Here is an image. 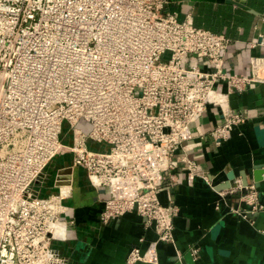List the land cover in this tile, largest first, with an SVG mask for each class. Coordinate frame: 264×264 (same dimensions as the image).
Instances as JSON below:
<instances>
[{"label":"built area","instance_id":"obj_1","mask_svg":"<svg viewBox=\"0 0 264 264\" xmlns=\"http://www.w3.org/2000/svg\"><path fill=\"white\" fill-rule=\"evenodd\" d=\"M167 3L0 0V264H68L52 243L65 238L72 172L58 179V169L57 192L41 195L46 167L67 153L66 167L82 168L93 188L107 189L101 223L134 212L153 227L156 238L143 250L132 247L126 264H158V244L173 242L179 208L163 204L159 191L165 175L175 179L176 151L209 104L220 113L207 134L214 146L246 121L229 98L264 83V57L249 74L225 71L229 39L179 20ZM186 161L191 184L197 165ZM257 188L219 191L214 208L248 218L263 208Z\"/></svg>","mask_w":264,"mask_h":264},{"label":"crops","instance_id":"obj_2","mask_svg":"<svg viewBox=\"0 0 264 264\" xmlns=\"http://www.w3.org/2000/svg\"><path fill=\"white\" fill-rule=\"evenodd\" d=\"M165 10L176 12L179 20L188 17L195 26L224 34L230 42L223 69L229 73L249 74L255 58L264 57V45H250L264 39V0H168ZM220 89L225 91V86ZM229 105L241 111L246 121L221 145L214 146L207 134L220 113L209 104L191 124V139L176 151L174 181L164 176L161 202H173L179 213L173 220V242L158 244V264H264V180L257 188L263 208L250 217L244 219L214 208L219 191L253 185V167L264 166V83H253L245 91L230 95ZM55 158L57 171L70 164L71 154ZM186 159L197 165L191 184L184 169ZM56 171L52 179L47 174L42 196L57 192ZM203 174L212 186L203 181ZM106 196L107 189L93 188L82 168L72 170L70 195L64 200L67 210L62 214L65 238L52 243L67 257L68 264H126L132 247L143 250L156 238L153 227L145 228L134 212L101 223L98 217Z\"/></svg>","mask_w":264,"mask_h":264},{"label":"water","instance_id":"obj_3","mask_svg":"<svg viewBox=\"0 0 264 264\" xmlns=\"http://www.w3.org/2000/svg\"><path fill=\"white\" fill-rule=\"evenodd\" d=\"M72 172L70 167H64L58 170V179L68 178V175ZM66 176V177H63ZM253 185L259 187V184L264 180V166L255 165L252 171ZM69 184V181H58L56 185Z\"/></svg>","mask_w":264,"mask_h":264},{"label":"rangeland","instance_id":"obj_4","mask_svg":"<svg viewBox=\"0 0 264 264\" xmlns=\"http://www.w3.org/2000/svg\"><path fill=\"white\" fill-rule=\"evenodd\" d=\"M184 64H186V63H184ZM79 127L84 132L88 131L87 125H85L84 122H81ZM64 130H66V126L65 125H64ZM63 141L70 142V138L66 137L65 139H63ZM88 146L90 148L94 149V150H102V149L106 148V147L104 148V145H97V144L92 143V142H89ZM57 160H58V158L57 159L55 158L45 170L46 175L49 174V178L50 179H52V176H53L54 172L56 171L57 166L59 165Z\"/></svg>","mask_w":264,"mask_h":264}]
</instances>
